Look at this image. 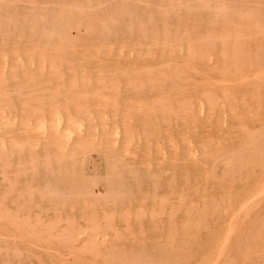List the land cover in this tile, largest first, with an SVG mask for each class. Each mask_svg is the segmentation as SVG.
Returning a JSON list of instances; mask_svg holds the SVG:
<instances>
[{"label": "bare ground", "instance_id": "bare-ground-1", "mask_svg": "<svg viewBox=\"0 0 264 264\" xmlns=\"http://www.w3.org/2000/svg\"><path fill=\"white\" fill-rule=\"evenodd\" d=\"M4 1L15 76L33 83L24 105L34 93L109 96L112 83L118 95L167 100L172 190L194 264H264V0Z\"/></svg>", "mask_w": 264, "mask_h": 264}, {"label": "rangeland", "instance_id": "rangeland-1", "mask_svg": "<svg viewBox=\"0 0 264 264\" xmlns=\"http://www.w3.org/2000/svg\"><path fill=\"white\" fill-rule=\"evenodd\" d=\"M6 6L0 0V19ZM15 38L0 23V264H20L19 250L21 264H194L172 190L173 131L160 105L168 101L118 95L112 83L109 96L34 93L24 105L33 83L15 76Z\"/></svg>", "mask_w": 264, "mask_h": 264}]
</instances>
